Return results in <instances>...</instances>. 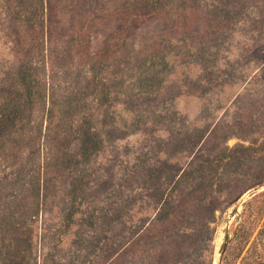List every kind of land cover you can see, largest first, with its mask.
Returning a JSON list of instances; mask_svg holds the SVG:
<instances>
[{"label": "rangeland", "instance_id": "obj_1", "mask_svg": "<svg viewBox=\"0 0 264 264\" xmlns=\"http://www.w3.org/2000/svg\"><path fill=\"white\" fill-rule=\"evenodd\" d=\"M27 1L0 0V110L24 97L22 61L36 70L34 103L0 132V264H219L243 204L264 191L231 168L243 159L244 175H264V0H167L123 30L117 14L135 0H30L46 22L37 54L21 58L13 21ZM78 90L80 119L70 123L80 136L64 139L72 165L31 198L29 175L58 143L45 122L48 95L63 105ZM215 158L225 160L213 173ZM183 171L178 199L192 177L207 191L198 215L164 245L158 235L146 242L144 258L125 255L139 222L159 231L164 196ZM218 175L237 184L230 196Z\"/></svg>", "mask_w": 264, "mask_h": 264}, {"label": "trees", "instance_id": "obj_2", "mask_svg": "<svg viewBox=\"0 0 264 264\" xmlns=\"http://www.w3.org/2000/svg\"><path fill=\"white\" fill-rule=\"evenodd\" d=\"M166 2L167 0H135L132 6L130 5V7L123 9L117 14V16H121L118 18L121 29L123 30L127 28L130 24L139 25V23H142L146 19L153 16V14L158 11L159 8H163L165 5H167ZM31 4L32 1L28 0L26 3V9L21 12L19 16H15L13 21L16 25L14 28L18 33L17 39L19 48L22 50L20 51V56H22L21 58L25 57L27 54H37V50L40 49L39 44H37L39 33L41 34L43 31L41 25L46 22L44 21L43 23V21H41L38 13L34 14L29 12L32 11ZM40 10L42 9L40 8ZM118 37H120V35H118ZM108 50H106V53H109ZM32 63V59L22 61L21 68L19 66V69L17 70L16 77L18 79L19 86L23 91L20 96L24 97L17 100L10 99L9 105L0 110V132L7 128V126L10 127L8 128L9 130H11L13 127H17L20 119L17 116L21 114L25 100H28V103H34L31 87L33 83H36L34 79L36 77V70L34 67H32ZM38 87V89H41L40 86ZM87 87L88 86H86V88ZM81 94L82 92L78 90L75 95H71L66 100V102H63V105H57L54 102L52 92L48 95V107L45 113V122L51 127L50 133L58 139V143H56V145H46V148L50 151L49 159H44L42 165L38 167L36 166V169H32L31 173L33 174L29 175V190L31 198L35 193L37 185V190L39 187L42 188L43 191L46 190V187H44L46 185L45 181L52 180V176L55 172L63 170L66 167L72 165V157L67 154V150L65 148V143L67 141L65 142L64 139L73 142L78 137V135L80 136V134H78L79 128L76 129V127H73V125L70 123V120L72 118L74 122H77L80 119V117L74 113L75 108L73 107L77 106V104L81 101ZM69 106H71L73 110ZM57 112L58 114L56 116ZM13 123L15 126H11ZM80 130L82 129L80 128ZM88 130V128L84 129L86 135L84 138L82 137V143L80 145V151L83 152V157L87 156L85 151L86 147L91 149V145L93 144V137L89 134ZM0 136H2L1 133ZM3 146V141H0V151L2 150ZM35 146H37V148L39 147L36 143H33L30 145V148ZM224 160L221 158L209 160V169L215 173L216 163H219L220 168L222 166L221 164H224ZM244 162L245 160L242 159L240 161L238 159L235 164L236 166H231V168H242L241 170H243L241 174L237 173V179H239V176L250 175L252 176L251 178L255 180V183L252 185L263 183L264 175L261 171L247 173L244 175L245 172L249 170V168H246ZM221 176L222 175H218L219 185L221 184V187L223 186L224 189L227 190V195L225 196H230L237 184H232L230 182L231 179L226 182L227 180L222 179ZM184 177L185 175L183 171L177 178H172L171 186L169 187L170 190L168 192L166 191V195L164 196L165 206L163 211L160 210V213L157 214L159 218L158 221H160V224L157 223V226H160L159 231L157 233H151L145 228V225H143L142 222H139L137 229L132 232L131 236L126 240H131L134 237L129 242V244L127 243V246L123 251L125 255L130 257L137 255L144 258L143 255H146L147 252L142 250L140 251V249L146 245V242L152 241V239L158 235L159 239L163 240L164 245L165 243L176 238L175 233L178 235L180 234L181 231H179V227L183 226L182 230H185L184 226L189 222L188 219L191 216L198 215L202 204L207 199V191L203 189L204 187L200 189L199 187L196 188L195 185L199 179L192 177L190 184L193 186L189 189V192L182 195V197L178 199V197L175 196L176 189L182 185ZM40 179L45 183L40 185ZM193 187H195V189ZM243 189L244 190L239 193V195L245 193V191L248 190V188L245 187ZM217 194H220V191H217ZM259 194V197L261 198L259 201L257 200L256 202V200L251 199V201L243 204V209L240 215L241 219L238 226L234 230L233 237H229L228 234L225 236V242L221 246V252L223 255L219 264H264V191ZM253 203H255V205ZM182 205L185 206V210L182 208ZM134 209L135 207L132 209V212ZM128 212L131 213V209ZM143 231H148L149 234L146 232L147 234L145 235ZM199 258L202 260L203 256H199ZM111 263L112 259L109 257L106 259L104 264ZM202 263L205 264V262ZM114 264H117V261Z\"/></svg>", "mask_w": 264, "mask_h": 264}]
</instances>
